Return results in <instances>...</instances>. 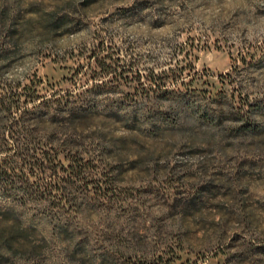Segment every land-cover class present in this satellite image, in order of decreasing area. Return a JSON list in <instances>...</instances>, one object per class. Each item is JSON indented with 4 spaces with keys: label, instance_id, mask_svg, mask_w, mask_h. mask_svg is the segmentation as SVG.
Returning a JSON list of instances; mask_svg holds the SVG:
<instances>
[{
    "label": "rangeland",
    "instance_id": "obj_1",
    "mask_svg": "<svg viewBox=\"0 0 264 264\" xmlns=\"http://www.w3.org/2000/svg\"><path fill=\"white\" fill-rule=\"evenodd\" d=\"M20 112L86 166L51 215L0 189V264H264V0H0Z\"/></svg>",
    "mask_w": 264,
    "mask_h": 264
},
{
    "label": "trees",
    "instance_id": "obj_2",
    "mask_svg": "<svg viewBox=\"0 0 264 264\" xmlns=\"http://www.w3.org/2000/svg\"><path fill=\"white\" fill-rule=\"evenodd\" d=\"M97 50L104 53L110 51V47H106L102 43L98 45ZM103 69H106V65L103 66ZM28 102L29 99L22 101L20 95L5 97L1 105L5 113L12 115L15 111H20L21 106ZM20 115L19 120L14 119L11 122V126L18 132L10 140L4 139L0 144V148L3 150L12 148L11 150L19 158V161L6 159L0 163V189L7 194L14 193L21 206L36 203L40 206L38 210L42 214L51 215L56 208L58 212H62L69 205V203H65L64 196L71 190V182L80 178L86 165L77 156L72 162L73 176H70L68 180L56 178L54 174L62 164L58 151L55 152L57 149L51 145L37 143L27 131L25 122L27 113L20 112ZM14 212L10 208L0 207V216H7ZM5 243L8 246L14 244L12 239H8Z\"/></svg>",
    "mask_w": 264,
    "mask_h": 264
}]
</instances>
